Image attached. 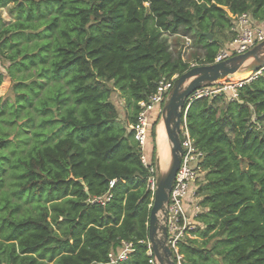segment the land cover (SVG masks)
<instances>
[{
  "label": "trees",
  "instance_id": "16d2710c",
  "mask_svg": "<svg viewBox=\"0 0 264 264\" xmlns=\"http://www.w3.org/2000/svg\"><path fill=\"white\" fill-rule=\"evenodd\" d=\"M7 7L0 264H109L123 243L133 251L118 264H151V174L131 126L161 81L191 69L164 35L191 33L196 65H213L234 16L264 25V0H0ZM191 98L183 113L205 177L182 264H264V71L235 100Z\"/></svg>",
  "mask_w": 264,
  "mask_h": 264
},
{
  "label": "built area",
  "instance_id": "2783aa9c",
  "mask_svg": "<svg viewBox=\"0 0 264 264\" xmlns=\"http://www.w3.org/2000/svg\"><path fill=\"white\" fill-rule=\"evenodd\" d=\"M232 40H230L226 47L218 54L215 64L226 61L232 57L246 54L255 47L264 42V27L248 13L234 16L232 23ZM261 72V71H260ZM260 72L254 74L250 79L232 83H213L214 88H205L204 85L199 88L191 99H198L202 97H211L218 94L226 93L235 100L238 97V90L244 85L257 79ZM173 81V80H172ZM174 82L161 81L159 83L157 92L149 98L148 102L139 103L140 112L137 122L131 126V130L135 132V138L141 153V160L143 165L148 168L150 176V190L153 193L152 201L157 189V182L152 177L155 172V167L150 164L148 157V142L149 134L152 129L153 116L156 112L163 111L162 105L168 100L170 91ZM185 117V115H184ZM181 142L183 153L181 155V165L176 174L175 181L171 192L169 193V200L165 204V210L160 213V223L164 225L168 233L167 245L173 253V261L176 264H182L184 256L179 251V242L184 239L185 233L189 229H193L195 224L193 220L197 214L201 213V207L197 204L195 215L190 213L187 208L189 200L196 197L199 184H201L205 177V171L201 166L203 153L200 152L192 140L186 124V119L182 124ZM153 203L150 205L152 208ZM133 251V244L123 243L122 248L117 253L110 255L109 264H118L120 261L128 259L130 252ZM148 254L152 257L151 264H160L154 254L153 245L149 241Z\"/></svg>",
  "mask_w": 264,
  "mask_h": 264
},
{
  "label": "water",
  "instance_id": "95a60500",
  "mask_svg": "<svg viewBox=\"0 0 264 264\" xmlns=\"http://www.w3.org/2000/svg\"><path fill=\"white\" fill-rule=\"evenodd\" d=\"M209 37L210 39L213 38L212 35H209ZM251 58H256L255 62L250 66H246V62ZM262 70H264V42L246 54L213 65H201L190 69L177 79L175 88L170 92L164 107V123L171 144L173 161L167 175L157 183L149 223L150 242L160 264H176L172 258L173 253L167 245V229L160 223L159 217L160 213L165 210V204L169 200V193L181 165L183 147L180 134L182 124L186 119L183 109L187 101L206 83L244 81ZM187 83H189L188 86L181 91V88ZM159 230H162L163 233V246H159L155 239Z\"/></svg>",
  "mask_w": 264,
  "mask_h": 264
},
{
  "label": "rangeland",
  "instance_id": "374dc122",
  "mask_svg": "<svg viewBox=\"0 0 264 264\" xmlns=\"http://www.w3.org/2000/svg\"><path fill=\"white\" fill-rule=\"evenodd\" d=\"M1 16L3 17V19L5 21L11 20L10 14H9V7H7L6 9H1L0 10ZM229 35L223 36L227 37ZM164 39L167 41V43L170 46V51L173 53V56L175 58H177L178 53L181 52V56L183 58V60L190 62L191 64V69L196 67V66H201V65H196L197 61L195 60V58H193V56L196 54V51L200 52V49H196L193 47V43H192V34H187V36H184L183 34H181V36H167L164 35ZM226 39V38H224ZM228 39H226L227 41ZM223 45V44H222ZM225 46H223L224 48ZM256 58H251L248 62H246V66H250L255 62ZM264 70H262L260 72V76L262 75ZM178 77L175 76L171 82H174V85L171 89V91L175 88L176 86V81H177ZM220 81L216 82L219 83ZM225 83H232V81H226ZM188 84V83H187ZM214 84L213 83H206L204 85L205 88H214ZM13 87L14 84L11 81L10 78L6 77L4 83L2 84L1 88H0V96H9L10 98L13 96ZM170 91V92H171ZM193 97V95H192ZM227 101V100H225ZM114 102L117 105V107L119 108L120 112H121V119L123 121H125V113H124V101L120 98V96L118 94L115 95L114 97ZM165 107V106H164ZM164 107H163V111L158 113L156 112L153 116V123H152V128H155L156 131V144H157V138H158V127L160 126V123L163 122L164 123ZM164 127H165V123H164ZM152 130V129H151ZM7 150V149H6ZM148 151V150H147ZM168 155L171 157V165H172V154H171V144L170 141L168 143ZM168 165V164H167ZM155 167V172L152 177L155 178V181L158 183L159 180L163 179L167 173L169 172V170L167 171L166 174H162L160 172V167H159V160H158V146H157V164L154 166ZM150 182V180H149ZM150 184V183H149ZM193 216V214H192ZM156 242L159 244V246H163V233L162 230H159L158 234L156 235Z\"/></svg>",
  "mask_w": 264,
  "mask_h": 264
},
{
  "label": "bare ground",
  "instance_id": "6f19581e",
  "mask_svg": "<svg viewBox=\"0 0 264 264\" xmlns=\"http://www.w3.org/2000/svg\"><path fill=\"white\" fill-rule=\"evenodd\" d=\"M188 84H185L181 88V91H183L188 86ZM157 129H158L157 146H158L159 167H160V172L162 174H166L171 166V157L168 155L169 139L163 122L160 123V126Z\"/></svg>",
  "mask_w": 264,
  "mask_h": 264
},
{
  "label": "crops",
  "instance_id": "0c3cea01",
  "mask_svg": "<svg viewBox=\"0 0 264 264\" xmlns=\"http://www.w3.org/2000/svg\"><path fill=\"white\" fill-rule=\"evenodd\" d=\"M259 25H261L262 27H264V25L263 24H261V23H259ZM229 42V41H228ZM227 42V43H228ZM227 43L224 45L225 47H226V45H227ZM224 47V48H225ZM223 49V48H222ZM221 49V50H222ZM0 97H2V96H0ZM199 198H196V197H194V198H192V199H190L189 200V203L187 204V208H188V210L190 211V213L191 214H194L195 215V213H197L198 211L196 210V207L195 206H197V204L199 203ZM201 212H202V210H201ZM193 222H194V224L196 223L195 222V220H193Z\"/></svg>",
  "mask_w": 264,
  "mask_h": 264
}]
</instances>
